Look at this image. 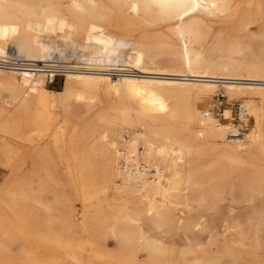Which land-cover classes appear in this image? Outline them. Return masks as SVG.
Returning a JSON list of instances; mask_svg holds the SVG:
<instances>
[{
	"label": "bare ground",
	"instance_id": "obj_1",
	"mask_svg": "<svg viewBox=\"0 0 264 264\" xmlns=\"http://www.w3.org/2000/svg\"><path fill=\"white\" fill-rule=\"evenodd\" d=\"M241 3L236 26L214 33L207 21L239 12ZM161 24L166 30L157 29ZM141 27L153 30L136 34ZM115 29L135 35L126 37ZM224 37L238 45V52L247 50L241 43L264 41V0H0V54L10 44L25 59L43 63L44 71H55L47 56L56 43L80 51L78 63L66 67L63 88L56 92L45 88L44 72L29 76L0 69V92L9 93L0 103V156L9 166L29 156L32 173L41 181L55 166L51 151L34 139L51 131L57 119L53 110L59 108L65 124L93 114L82 129L76 125L70 132L67 165L78 182L85 226H92L91 219L115 217L109 231L117 250L109 264H216L197 257L196 251L229 229L239 236L245 231L239 223L217 231L204 219L225 193L231 199L237 195L251 206L253 216L264 218V47L262 56L239 60L227 53L226 58L209 59L189 46L190 41L202 46L210 38L217 45ZM219 87L258 96L259 108L243 104V112L247 109L254 119L244 136L230 124L203 117L191 104L170 103L177 92H214ZM109 99L107 108L93 112ZM229 112H223L226 119ZM123 127L141 132L120 140L117 130ZM51 135L63 138L65 131ZM138 138L143 139V163ZM166 168L170 174L164 184ZM31 182L28 177L8 178L0 185V202L39 203ZM111 188L117 192L114 200L122 204L111 203ZM228 216L234 219L236 214ZM143 225L181 231L187 246L192 232L196 249L187 248V258L173 257L165 241L144 236ZM252 248L251 256L262 263L257 244ZM141 250L146 251L143 261Z\"/></svg>",
	"mask_w": 264,
	"mask_h": 264
},
{
	"label": "rangeland",
	"instance_id": "obj_2",
	"mask_svg": "<svg viewBox=\"0 0 264 264\" xmlns=\"http://www.w3.org/2000/svg\"><path fill=\"white\" fill-rule=\"evenodd\" d=\"M240 5L239 12L231 10L225 15L207 21L212 31L214 33L231 31L242 14L244 5L242 3ZM260 24L262 23L259 22L256 25L259 26ZM165 26L166 24H161L157 29L164 31L166 30ZM248 29L250 31L257 30L255 26H249ZM151 30H153L151 27H141L135 33ZM113 32L126 37L135 35L134 32L118 29ZM243 32L248 31L244 29ZM241 44L247 47L246 51L238 52V45L230 42L228 37H224L221 43L217 45L212 44L211 38L202 46L189 42L190 47L192 46L198 52H203V55L209 59L226 58L224 53L239 60H247L251 56H262L259 51L260 48L264 47V41L254 40ZM55 46V51L47 54L48 63L53 61L66 62L67 64L78 63L80 51L77 48L67 47L60 43H56ZM10 47L13 48L8 44L5 49ZM123 49L129 51V45H123ZM63 82L64 75L58 76L53 83L46 84L45 88L56 92L63 88ZM8 95L6 90L1 91L0 103L4 104L3 100ZM175 96L176 98L171 99L170 103L191 104L196 111L200 112L202 116L204 115L203 117H210L220 125L230 124L237 129L239 137L244 136L254 125L253 116L249 114L248 110L243 112V104L251 102L257 108L261 106L256 95L224 92L220 87L214 92H191L190 94L177 92ZM111 102V99L108 103L104 101L102 105L95 107L93 112L98 113L103 107L107 108ZM125 102L129 103V100L125 99ZM225 109L230 111L228 119L223 115ZM53 112L57 119L51 124V131L41 139H34L35 143L47 146L51 151L55 167L48 170V177L41 181L38 180L37 174L32 173L29 156L22 155L15 159L13 166L7 165L6 160L0 156V185L6 182L8 178L20 180L28 177L32 181L31 187L39 200V203L29 201L21 203V200L18 199L13 201L7 199L6 202H0V214L3 217V221L0 222V264H109V262H113L109 256L115 255L117 250L116 240L109 231L115 217L111 216L110 219L100 221L91 219L88 222L92 226H85L82 213L85 209L78 192V182L73 170L67 165L71 156L68 147L70 132L76 125L78 129H82L86 121L93 117V114L82 121L70 119L65 124L59 108H55ZM192 126L196 132L202 130L201 126L195 123ZM60 128L65 131L63 138L51 135L52 131ZM117 131L120 140L129 139L130 135L141 132L138 127H123L118 128ZM143 146V139L138 138L136 148L141 163H143L140 158ZM118 164L121 166V162ZM148 165L145 168L147 169V177L151 179L152 171L150 170L152 167H148ZM169 174L170 170L164 169L163 176L165 177L162 183H166V177ZM108 194L112 198L111 203L113 205L122 204L121 200H114L113 198L117 195L115 188H111ZM106 207L104 205V208ZM250 207L248 203L237 199V195L235 199H231L227 193L222 194L218 203L204 219L213 227H217V231H221L224 226L239 223L245 229L244 235L239 236L234 230L229 229L222 237L213 239L210 245L202 246L199 251H196V256L210 258L216 264H264V261L261 263L260 260L251 256L254 253L252 245L256 243L255 253L259 255V259L264 260V218L259 217V220L258 217L253 216ZM112 208L109 206L108 210H112ZM228 214H236V216L233 219ZM122 225L125 228H134L133 225H126L124 222ZM142 228L145 231V237L165 241L173 257L185 256L187 258V253H185L187 248L196 249L194 244L197 235L192 232L189 234L191 245L187 246L181 231L174 229L171 231L167 226L156 228L143 225ZM131 239H135L134 236ZM171 243L173 246L170 245ZM139 254V258L143 261L146 257V251L141 250ZM156 255L157 250H154V256Z\"/></svg>",
	"mask_w": 264,
	"mask_h": 264
},
{
	"label": "built area",
	"instance_id": "obj_3",
	"mask_svg": "<svg viewBox=\"0 0 264 264\" xmlns=\"http://www.w3.org/2000/svg\"><path fill=\"white\" fill-rule=\"evenodd\" d=\"M58 70L44 71V64L35 61H29L20 55L14 48H9L5 53L0 54V69L5 71L19 72L29 76L44 72V82L46 84L53 83L56 77L63 76L66 67L69 65L66 62L53 61Z\"/></svg>",
	"mask_w": 264,
	"mask_h": 264
},
{
	"label": "trees",
	"instance_id": "obj_4",
	"mask_svg": "<svg viewBox=\"0 0 264 264\" xmlns=\"http://www.w3.org/2000/svg\"><path fill=\"white\" fill-rule=\"evenodd\" d=\"M58 91V90H57Z\"/></svg>",
	"mask_w": 264,
	"mask_h": 264
}]
</instances>
